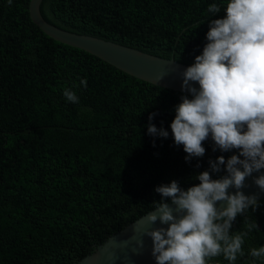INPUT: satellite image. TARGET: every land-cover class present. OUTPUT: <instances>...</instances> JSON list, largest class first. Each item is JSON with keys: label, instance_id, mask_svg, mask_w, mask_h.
<instances>
[{"label": "trees", "instance_id": "16d2710c", "mask_svg": "<svg viewBox=\"0 0 264 264\" xmlns=\"http://www.w3.org/2000/svg\"><path fill=\"white\" fill-rule=\"evenodd\" d=\"M30 0H0V264H76L95 247L155 209L157 186L187 189L210 171L213 151L185 160L170 124L177 91L134 78L96 56L57 42L29 17ZM228 0H43L55 27L141 52L194 63L212 19ZM216 3L221 12H207ZM87 81V86L81 85ZM71 89L78 103L63 91ZM156 113L149 121V115ZM149 123L169 132L150 136ZM227 173H212L218 179ZM235 264H264V198ZM240 215L232 232L247 231ZM209 264H230L218 256Z\"/></svg>", "mask_w": 264, "mask_h": 264}, {"label": "clouds", "instance_id": "9594fccd", "mask_svg": "<svg viewBox=\"0 0 264 264\" xmlns=\"http://www.w3.org/2000/svg\"><path fill=\"white\" fill-rule=\"evenodd\" d=\"M207 12L215 15L221 8L212 3ZM224 13L210 20L202 54L181 73V89L187 94L181 96L170 128L175 145H183L186 161L203 157V142L209 138L213 151L238 154L210 160V171L199 173V183L186 190L176 180L155 188L162 199L147 222L167 227H152L144 235L152 240L156 264H209L221 255L235 264L244 255L245 237L259 230L257 222L245 216L259 207L257 196L241 189L246 178L264 169V0H228ZM81 85L86 87L87 81ZM63 95L79 102L71 89L65 88ZM155 115L151 113L149 121ZM147 130L150 136L169 135L152 123ZM222 166L227 174L213 179L212 173L221 172ZM254 183L264 192V174ZM240 215L247 231L232 232ZM143 246L142 239L138 248ZM250 255L264 259V246L252 248Z\"/></svg>", "mask_w": 264, "mask_h": 264}, {"label": "water", "instance_id": "95a60500", "mask_svg": "<svg viewBox=\"0 0 264 264\" xmlns=\"http://www.w3.org/2000/svg\"><path fill=\"white\" fill-rule=\"evenodd\" d=\"M43 0H30L28 12L30 20L51 39L83 50L98 57L111 66L139 80L155 86L187 94L181 89V73L187 66L180 65L172 59H163L139 50L96 37L72 33L51 25L41 15L40 5ZM162 77V79H160ZM199 87L198 84H193ZM264 174V169L253 172L245 180L241 189L245 195H256L258 202L264 198V192L254 183V178ZM236 189L230 188L234 193ZM153 211V210H152ZM152 211L127 225L123 230L107 239L76 264H156L152 256V240L144 235L152 227H167L159 221L155 225L147 222ZM143 239V248L138 242Z\"/></svg>", "mask_w": 264, "mask_h": 264}, {"label": "bare ground", "instance_id": "6f19581e", "mask_svg": "<svg viewBox=\"0 0 264 264\" xmlns=\"http://www.w3.org/2000/svg\"><path fill=\"white\" fill-rule=\"evenodd\" d=\"M150 84V83H149Z\"/></svg>", "mask_w": 264, "mask_h": 264}]
</instances>
